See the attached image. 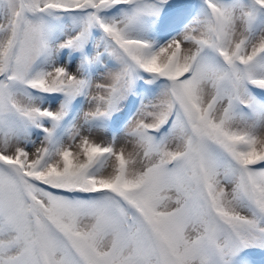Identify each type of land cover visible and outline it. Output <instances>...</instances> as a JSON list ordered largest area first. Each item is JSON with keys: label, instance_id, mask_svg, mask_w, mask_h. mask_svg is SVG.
<instances>
[{"label": "snow or ice", "instance_id": "1", "mask_svg": "<svg viewBox=\"0 0 264 264\" xmlns=\"http://www.w3.org/2000/svg\"><path fill=\"white\" fill-rule=\"evenodd\" d=\"M0 264H264V0H0Z\"/></svg>", "mask_w": 264, "mask_h": 264}]
</instances>
